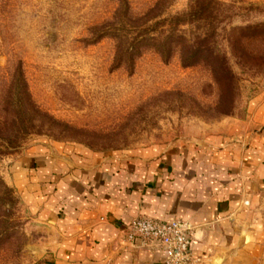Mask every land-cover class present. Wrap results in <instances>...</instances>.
<instances>
[{
	"label": "rangeland",
	"instance_id": "1",
	"mask_svg": "<svg viewBox=\"0 0 264 264\" xmlns=\"http://www.w3.org/2000/svg\"><path fill=\"white\" fill-rule=\"evenodd\" d=\"M129 1L141 13L156 0ZM222 1L232 12L218 49L235 77L226 97L210 67H184L178 55L165 62L147 50L132 71L117 67L114 41H96L91 30L111 17L118 0H0V119L17 116L19 65L33 101L48 115L38 117L20 147L0 156V264L52 263L39 241L45 233L3 177L7 161L27 146L59 141L127 151L196 137L219 120L245 116L264 91V27L239 32L237 40L231 29L264 24V0ZM188 3L169 0L167 10L180 12Z\"/></svg>",
	"mask_w": 264,
	"mask_h": 264
},
{
	"label": "crops",
	"instance_id": "2",
	"mask_svg": "<svg viewBox=\"0 0 264 264\" xmlns=\"http://www.w3.org/2000/svg\"><path fill=\"white\" fill-rule=\"evenodd\" d=\"M3 177L45 233L51 264H161L162 249L123 241L140 215L191 224L202 264H264V91L244 117L196 137L111 152L35 143Z\"/></svg>",
	"mask_w": 264,
	"mask_h": 264
},
{
	"label": "trees",
	"instance_id": "3",
	"mask_svg": "<svg viewBox=\"0 0 264 264\" xmlns=\"http://www.w3.org/2000/svg\"><path fill=\"white\" fill-rule=\"evenodd\" d=\"M168 6L169 0H156L143 12L135 13L129 0H118L111 17L91 30L94 40L111 38L115 65L131 71L147 50L155 51L165 62L178 55L184 67L204 64L211 68L223 96H229L235 77L226 53L218 48L222 32L227 31L223 24L231 17V6L222 0H189L185 10L175 13L168 12ZM258 27L264 24L237 25L231 33L237 40L239 32ZM14 80L19 98L14 109L17 116L0 119V156L7 149L20 147L35 128L38 117L43 121L48 116L33 101L21 65L16 69ZM231 111L230 108L224 113Z\"/></svg>",
	"mask_w": 264,
	"mask_h": 264
},
{
	"label": "built area",
	"instance_id": "4",
	"mask_svg": "<svg viewBox=\"0 0 264 264\" xmlns=\"http://www.w3.org/2000/svg\"><path fill=\"white\" fill-rule=\"evenodd\" d=\"M192 229L184 220L140 215L123 229V241L134 247L162 249L165 257L161 264H202L204 259L193 250Z\"/></svg>",
	"mask_w": 264,
	"mask_h": 264
}]
</instances>
